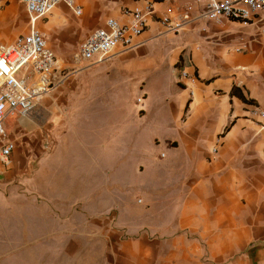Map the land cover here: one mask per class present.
I'll return each instance as SVG.
<instances>
[{
    "label": "crops",
    "instance_id": "crops-1",
    "mask_svg": "<svg viewBox=\"0 0 264 264\" xmlns=\"http://www.w3.org/2000/svg\"><path fill=\"white\" fill-rule=\"evenodd\" d=\"M141 1L74 0L82 23L67 26L60 4L37 28L67 53ZM197 1L155 0L157 16L193 20L177 34L155 17L140 45L103 63L60 60L67 77L34 114L29 171L0 164V262L264 264V21H208ZM28 21L6 0L0 44ZM157 101L169 110L151 129L170 135L154 157L160 140L141 127Z\"/></svg>",
    "mask_w": 264,
    "mask_h": 264
},
{
    "label": "built area",
    "instance_id": "built-area-1",
    "mask_svg": "<svg viewBox=\"0 0 264 264\" xmlns=\"http://www.w3.org/2000/svg\"><path fill=\"white\" fill-rule=\"evenodd\" d=\"M26 9L29 31L12 43L0 44V164L8 166L18 148L12 128L25 129L43 98L66 80V70L57 67V56L44 35L38 30V21L60 4H65L76 16L82 8L74 0H18ZM6 0H0V8ZM155 0H142L138 5L122 9L125 21L105 20L80 45L74 61L85 67L100 64L112 58L118 50H129L140 45L138 40L157 17L169 33L177 34L193 22L154 12ZM201 18L208 21L227 20L244 25H260L264 21V0H198ZM182 78H190L182 71ZM141 100H139L140 102ZM264 119V111H259ZM216 152V150H214Z\"/></svg>",
    "mask_w": 264,
    "mask_h": 264
},
{
    "label": "rangeland",
    "instance_id": "rangeland-1",
    "mask_svg": "<svg viewBox=\"0 0 264 264\" xmlns=\"http://www.w3.org/2000/svg\"><path fill=\"white\" fill-rule=\"evenodd\" d=\"M59 8H60L59 13H60L61 17L65 18V20L67 21V26H75V25H79L80 23L83 22L82 18H77L71 10H69L67 8L65 9L63 6L59 7ZM21 21H22L23 26L19 30V32L25 33V30H26L25 26H26L27 22L24 19ZM239 29L240 28L236 26L235 30H232L231 32L237 31ZM52 41L54 44V47H52V48L55 49V54L57 55V67L60 66V60L63 62H68V61L74 62L75 54L78 53L79 48H80V43L78 45H77V43L67 44L68 45L67 49H69V51L67 53L62 54L61 51H58L59 45L57 44V42L54 41V39ZM167 47H168V45H167ZM155 48H157V47H155ZM160 48H165V47L160 46ZM104 67H106V65ZM175 73H177V70ZM172 74H174V72ZM169 79H170V82L172 83L173 82V75L170 74ZM168 86H172V85L169 83ZM169 92H171V91H169ZM150 107H151L150 114L147 113L146 119L144 118V121L142 124L145 127L144 126L141 127V130L144 131V141L146 139L145 133H146V131H148V129H151V126H153V122L155 120H158V116L160 114H162V112L169 110V108L167 106H165L164 104H161L159 101H157L155 106H154V104L153 105L150 104ZM38 108H39V105H38L37 109L35 110L34 114L37 113ZM140 113L141 112H139V114ZM126 119L129 120L130 125L134 124V123H132L133 118L128 119L126 117ZM50 122H51V120H50ZM43 124H44V120L42 118H35V115H34V118H32L30 121L25 123L27 129H21L25 133L19 134L18 128H14V129L12 128L11 133H12L13 137L18 140V148H17V150L13 156L15 158V160L13 158L15 168H16V170H18V172L22 173V172L29 171L26 165L25 166L22 165L21 160H25L26 154L28 155L31 152L33 146L35 144H38L37 137L40 136V134H41V132H40L41 129L39 127L43 128ZM146 135L148 137L155 135V137H158V139L160 140L158 145L155 143V141L150 145L149 151L151 152V154L152 153L154 154V157L157 156L158 154L161 155V153H163V152H168L166 140L168 139L167 137L170 135V132H166L165 130L155 132V130L151 129V132L150 133L147 132ZM4 169L7 172L8 170L11 169V167L9 168L7 166H4ZM0 264H5V263L0 262Z\"/></svg>",
    "mask_w": 264,
    "mask_h": 264
},
{
    "label": "trees",
    "instance_id": "trees-1",
    "mask_svg": "<svg viewBox=\"0 0 264 264\" xmlns=\"http://www.w3.org/2000/svg\"><path fill=\"white\" fill-rule=\"evenodd\" d=\"M236 91H235V89H234V91L232 92V93H235Z\"/></svg>",
    "mask_w": 264,
    "mask_h": 264
}]
</instances>
